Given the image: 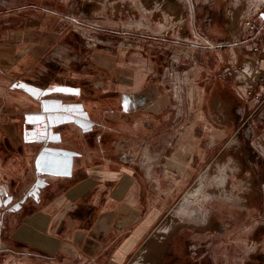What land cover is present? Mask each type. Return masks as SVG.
<instances>
[{
  "label": "rangeland",
  "instance_id": "obj_1",
  "mask_svg": "<svg viewBox=\"0 0 264 264\" xmlns=\"http://www.w3.org/2000/svg\"><path fill=\"white\" fill-rule=\"evenodd\" d=\"M250 13V0H0L5 25L26 20L43 27L49 46L38 69L44 72L71 70L80 80L96 72L97 84L120 66L155 70L151 78L172 107L147 116L126 139L114 135L111 148L123 149L121 160L138 161L139 151L145 164L157 161L153 151L175 144L166 141L167 133L204 124L193 131L202 138L194 147L206 156L190 160L191 182L174 191L126 264H264V119L246 112L251 104L240 86L244 103L237 102L235 74L222 72L248 56L216 66L233 52L231 43ZM221 39L225 45L216 46ZM165 92L160 96L167 98ZM112 131L120 134L119 127Z\"/></svg>",
  "mask_w": 264,
  "mask_h": 264
},
{
  "label": "crops",
  "instance_id": "obj_2",
  "mask_svg": "<svg viewBox=\"0 0 264 264\" xmlns=\"http://www.w3.org/2000/svg\"><path fill=\"white\" fill-rule=\"evenodd\" d=\"M42 28L0 21V264H126L174 191L191 182L190 160L206 156L194 147L202 140L194 126L203 122L167 133L175 144L152 150L157 161L145 164L139 151L138 161L121 160L123 149L111 148L114 135L126 139L147 116L172 107L151 78L155 70L120 66L114 76L105 71L98 85L96 72L81 80L71 70L44 72L38 67L49 44ZM259 30L242 21L233 52L216 66L249 56ZM245 109L264 119L255 104Z\"/></svg>",
  "mask_w": 264,
  "mask_h": 264
},
{
  "label": "built area",
  "instance_id": "obj_3",
  "mask_svg": "<svg viewBox=\"0 0 264 264\" xmlns=\"http://www.w3.org/2000/svg\"><path fill=\"white\" fill-rule=\"evenodd\" d=\"M251 13L244 18L247 29L258 26V37L252 42V53L237 65L232 72L222 70L224 76L235 74V80L245 94L246 103L255 104V108L264 109V0H250ZM238 43V41H235ZM262 42V43H261Z\"/></svg>",
  "mask_w": 264,
  "mask_h": 264
},
{
  "label": "bare ground",
  "instance_id": "obj_4",
  "mask_svg": "<svg viewBox=\"0 0 264 264\" xmlns=\"http://www.w3.org/2000/svg\"><path fill=\"white\" fill-rule=\"evenodd\" d=\"M249 132H252V130L251 129H249ZM193 219V218H192ZM140 255V254H139ZM139 258V257H138ZM141 259H143V258H141ZM135 264H142L141 262H140V259H137L136 261H135Z\"/></svg>",
  "mask_w": 264,
  "mask_h": 264
}]
</instances>
